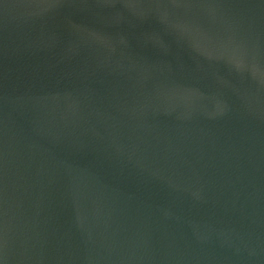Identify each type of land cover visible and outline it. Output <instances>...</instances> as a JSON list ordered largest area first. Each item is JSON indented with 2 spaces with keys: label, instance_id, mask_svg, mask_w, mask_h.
Listing matches in <instances>:
<instances>
[{
  "label": "water",
  "instance_id": "water-1",
  "mask_svg": "<svg viewBox=\"0 0 264 264\" xmlns=\"http://www.w3.org/2000/svg\"><path fill=\"white\" fill-rule=\"evenodd\" d=\"M0 264H264V0H0Z\"/></svg>",
  "mask_w": 264,
  "mask_h": 264
}]
</instances>
